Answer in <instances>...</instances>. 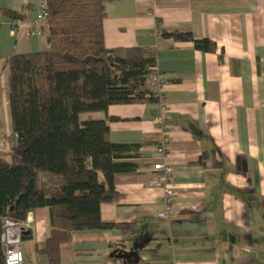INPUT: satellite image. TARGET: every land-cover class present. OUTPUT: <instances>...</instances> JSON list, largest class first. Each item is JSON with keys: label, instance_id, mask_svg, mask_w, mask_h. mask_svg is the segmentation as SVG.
I'll return each mask as SVG.
<instances>
[{"label": "crops", "instance_id": "0c3cea01", "mask_svg": "<svg viewBox=\"0 0 264 264\" xmlns=\"http://www.w3.org/2000/svg\"><path fill=\"white\" fill-rule=\"evenodd\" d=\"M43 0H0V166L17 165L9 59L49 49L48 25L36 19ZM109 49H152L167 80L172 136L164 160L179 192L170 219L154 164L160 101L113 105L81 121L107 120L114 144L141 145L133 174L118 175V198L101 206L104 222L132 225L76 231L61 247L62 264H264V0H106ZM20 16L42 31L31 36ZM164 32L210 39L215 52ZM110 117L118 120L110 121ZM100 180L104 178L100 175ZM47 208L29 214L24 264H48Z\"/></svg>", "mask_w": 264, "mask_h": 264}, {"label": "trees", "instance_id": "16d2710c", "mask_svg": "<svg viewBox=\"0 0 264 264\" xmlns=\"http://www.w3.org/2000/svg\"><path fill=\"white\" fill-rule=\"evenodd\" d=\"M47 2L49 49L8 61L12 150L20 163L0 166V264H6L3 221L26 224L29 214L40 208L48 209L51 230L37 253L48 264H62L61 247L73 232L132 230V225L104 222L101 206L117 200L118 175L138 170L129 159L138 156L141 145L114 144L107 120L82 122L81 115L107 112L113 105L160 101L149 96V78L158 71L154 51L106 47V0ZM163 35L216 51L208 38Z\"/></svg>", "mask_w": 264, "mask_h": 264}, {"label": "built area", "instance_id": "2783aa9c", "mask_svg": "<svg viewBox=\"0 0 264 264\" xmlns=\"http://www.w3.org/2000/svg\"><path fill=\"white\" fill-rule=\"evenodd\" d=\"M49 16V8L47 0H43L38 11L36 12V19L38 21H45L47 23ZM13 32L23 26L27 27V33L31 36L41 35L42 31L32 27L31 22H25L21 18H14L12 21ZM167 85V80L162 76L159 71H155L148 82L151 93L149 96H154L160 100V115L156 118L155 122L160 133V141L156 147L157 154L163 160L157 161L153 168L157 173L155 185L164 189V204L166 210L158 214L161 218L170 219L173 214V207L179 196V192L174 188L172 178L174 174L173 167L165 164L164 160L170 152V145L172 136L169 130L167 120L169 119L170 108L166 103L164 97V88ZM26 227L24 223H18L13 220L5 219L2 224V242L5 250L6 264H24L25 254L22 249V236ZM170 264H180L178 262H171Z\"/></svg>", "mask_w": 264, "mask_h": 264}, {"label": "clouds", "instance_id": "9594fccd", "mask_svg": "<svg viewBox=\"0 0 264 264\" xmlns=\"http://www.w3.org/2000/svg\"><path fill=\"white\" fill-rule=\"evenodd\" d=\"M24 232V231H23Z\"/></svg>", "mask_w": 264, "mask_h": 264}, {"label": "rangeland", "instance_id": "374dc122", "mask_svg": "<svg viewBox=\"0 0 264 264\" xmlns=\"http://www.w3.org/2000/svg\"><path fill=\"white\" fill-rule=\"evenodd\" d=\"M20 163V162H19Z\"/></svg>", "mask_w": 264, "mask_h": 264}]
</instances>
